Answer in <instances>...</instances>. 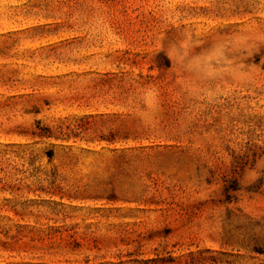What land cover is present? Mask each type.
<instances>
[{
	"label": "rangeland",
	"instance_id": "1",
	"mask_svg": "<svg viewBox=\"0 0 264 264\" xmlns=\"http://www.w3.org/2000/svg\"><path fill=\"white\" fill-rule=\"evenodd\" d=\"M0 264H264V0H0Z\"/></svg>",
	"mask_w": 264,
	"mask_h": 264
}]
</instances>
